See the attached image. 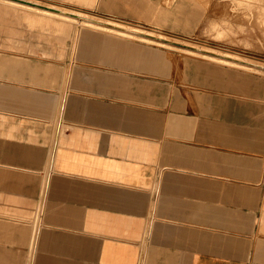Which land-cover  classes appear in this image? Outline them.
<instances>
[{"label": "crops", "instance_id": "1", "mask_svg": "<svg viewBox=\"0 0 264 264\" xmlns=\"http://www.w3.org/2000/svg\"><path fill=\"white\" fill-rule=\"evenodd\" d=\"M54 9L0 0V264H264V105L106 68L66 75L51 33L72 37V57L161 56Z\"/></svg>", "mask_w": 264, "mask_h": 264}, {"label": "rangeland", "instance_id": "2", "mask_svg": "<svg viewBox=\"0 0 264 264\" xmlns=\"http://www.w3.org/2000/svg\"><path fill=\"white\" fill-rule=\"evenodd\" d=\"M15 1L40 8L53 7L55 12L71 15L82 12L94 22H109L105 29L121 35H124L119 32L121 29L114 25L136 30L139 33L128 31L133 36L125 35L131 38L126 41L135 50H150L161 56L160 61L152 62L149 69L137 68V64L135 67L130 63L119 66L102 59L72 57V37L59 38L51 33L50 46L59 42L64 48L61 60L65 62L66 75L76 66L106 68L114 73L155 79L169 84L178 93L215 92L244 104L264 105V71L205 56L245 60L263 69L264 0H129L112 12L87 8L72 0ZM148 4L161 10L158 21L131 12ZM74 25L78 26V23ZM74 29L76 27L72 32ZM99 47L94 41L89 50H99Z\"/></svg>", "mask_w": 264, "mask_h": 264}, {"label": "bare ground", "instance_id": "3", "mask_svg": "<svg viewBox=\"0 0 264 264\" xmlns=\"http://www.w3.org/2000/svg\"><path fill=\"white\" fill-rule=\"evenodd\" d=\"M3 4V3H2ZM7 5H9V4H7ZM17 5V4H16ZM12 6V5H11ZM31 11V10H30ZM58 19V18H57ZM71 22V21H70ZM79 23V22H78ZM81 24L82 25H88V26H94V27H102V26H100V25H95V24H91V23H87V22H81ZM113 27H117V28H119V29H123V27L122 26H113ZM103 29H105L106 27H102ZM79 29V28H78ZM108 29V28H107ZM114 31V30H113ZM121 31V30H120ZM131 31V30H130ZM125 32V31H124ZM124 32H123V34H124ZM125 34H126V32H125ZM130 34V33H129ZM142 38V37H141ZM144 38V37H143ZM146 41H151V40H149V39H145ZM162 44V43H161ZM203 55H205V54H203ZM205 56H207V57H209V58H212V59H216V60H219V61H223V62H225V63H232V64H236V65H241V66H243V67H246V68H249V69H255V70H259V71H264V68L263 69H259V68H257V67H255V65H253L252 63H250V62H245V60L243 61V60H236V61H234V60H227V59H224V58H218V57H215V56H212L211 54L210 55H205ZM228 57H230V56H228Z\"/></svg>", "mask_w": 264, "mask_h": 264}]
</instances>
